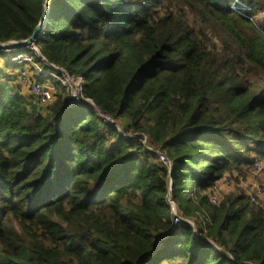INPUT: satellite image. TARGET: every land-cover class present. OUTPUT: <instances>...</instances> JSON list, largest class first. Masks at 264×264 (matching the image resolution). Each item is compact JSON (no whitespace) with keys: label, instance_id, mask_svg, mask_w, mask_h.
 I'll list each match as a JSON object with an SVG mask.
<instances>
[{"label":"trees","instance_id":"obj_1","mask_svg":"<svg viewBox=\"0 0 264 264\" xmlns=\"http://www.w3.org/2000/svg\"><path fill=\"white\" fill-rule=\"evenodd\" d=\"M41 9L0 0V42ZM34 46L127 136L56 80L39 106L10 62L36 53L0 52V264H264V210L202 194L264 162V0H47Z\"/></svg>","mask_w":264,"mask_h":264},{"label":"built area","instance_id":"obj_2","mask_svg":"<svg viewBox=\"0 0 264 264\" xmlns=\"http://www.w3.org/2000/svg\"><path fill=\"white\" fill-rule=\"evenodd\" d=\"M29 49L36 53V57L38 58L37 60L34 59L31 53L23 51L13 53L10 57V62L22 65V69L17 71V82L26 93L34 98L35 102L39 106L45 107L54 100L55 87L47 83V81L50 79L56 80L68 92L69 105L92 106L97 112H99V115L103 118V120L114 124L124 136H127V134L122 131V127L119 126L120 124L116 123L107 116H104L103 113L94 106L93 102L90 99L83 98V81L80 77H71L63 69L49 64L40 54L36 46H32ZM21 50H24V48ZM134 136H136L137 142L144 148L153 152L157 156V159L161 163V165L170 172L172 167L171 161L150 143L148 137L138 134H134ZM249 173L250 177L255 175H263L264 162H260L258 159H255L249 169ZM247 184L248 185L244 188V192L247 196L248 201L254 206H257L264 210V185L255 184L248 181ZM233 185L234 183L230 178H223L222 181L211 191H207L205 193L203 192L202 194L207 196L208 201L213 206L219 207L221 204L223 192H225L226 189L231 190ZM171 187L172 182L169 178L167 182L168 192L170 191ZM166 200L169 207L171 208V228L174 229L179 224H188L189 226L193 227V229H195V225L192 220L184 218L180 215L173 200L170 197V194H167ZM163 238L164 236H161V238L157 239V242H159V240ZM201 239L205 240L204 238Z\"/></svg>","mask_w":264,"mask_h":264},{"label":"water","instance_id":"obj_3","mask_svg":"<svg viewBox=\"0 0 264 264\" xmlns=\"http://www.w3.org/2000/svg\"><path fill=\"white\" fill-rule=\"evenodd\" d=\"M46 6H47V0H42L41 17L39 19L38 24L35 26L31 36L25 40H8V41L0 42V52H3V51L9 52V51H14V50H20L23 48L26 49V48H30L34 46V42L36 38L38 37L40 31L44 27L45 16H46ZM103 115L106 116V114L104 113ZM170 192H171V189L169 191V194Z\"/></svg>","mask_w":264,"mask_h":264},{"label":"rangeland","instance_id":"obj_4","mask_svg":"<svg viewBox=\"0 0 264 264\" xmlns=\"http://www.w3.org/2000/svg\"><path fill=\"white\" fill-rule=\"evenodd\" d=\"M47 83H51V80H48ZM121 126V125H119ZM247 181L251 182V183H255V184H263L264 185V174L263 175H255L250 177V173L247 174V176L244 177V179L238 180V181H234L233 183L234 185L232 186V189H226V191L224 192V195L231 193L232 190L235 189H242L244 191L245 186H247Z\"/></svg>","mask_w":264,"mask_h":264}]
</instances>
